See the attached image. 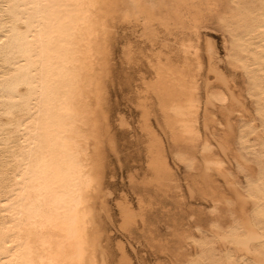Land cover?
Segmentation results:
<instances>
[{"label":"bare ground","instance_id":"1","mask_svg":"<svg viewBox=\"0 0 264 264\" xmlns=\"http://www.w3.org/2000/svg\"><path fill=\"white\" fill-rule=\"evenodd\" d=\"M232 1L238 11L233 15L236 19L232 16L235 21L228 23L231 50L246 70L249 91L264 125V0ZM188 3L189 0H0V264H108L110 234L104 218L110 219L107 196L111 192L103 183L101 143L103 136L109 140L111 135L105 110L99 107L105 93L97 85L96 102L88 97L93 92L97 56L109 54L117 19L138 27L137 36L149 42L151 48L160 44L151 52L155 59L149 64L157 76L149 85L163 112L158 125L165 136L173 142L186 136L198 139L200 123L209 132L205 131L209 136L200 149L204 194L224 198L216 180L210 179L214 174L228 178L236 193L242 215L229 235L212 229L221 236L218 235L223 248L226 246L225 264H235L232 252L239 254L241 264H264V156L255 157L258 168L250 182L252 190L243 194L229 179L223 164L231 155L237 158L228 136L234 107L227 104L235 102L241 109L244 105L225 84L226 77L217 68L220 59L210 42L206 45L208 70L226 90L205 81L200 94L194 73L201 64L197 38L195 42L188 37L186 31L193 27L185 24L180 12L171 10L173 6L181 10ZM217 111L226 120L222 138L210 129L213 123L218 124ZM209 137L225 159L215 153ZM260 141L264 144V139ZM151 143L149 163L156 169L157 182L176 179L161 150V140L155 137ZM172 158L176 165L195 168L196 159L187 150H174ZM188 192L194 193V187H189ZM136 196L137 208L125 194L120 193L116 202L120 228L125 231L138 220L142 226L147 224L143 213L147 204L142 195ZM247 203L251 205V216L245 213ZM228 238L232 243H225ZM121 251L118 264H130L123 247Z\"/></svg>","mask_w":264,"mask_h":264},{"label":"rangeland","instance_id":"2","mask_svg":"<svg viewBox=\"0 0 264 264\" xmlns=\"http://www.w3.org/2000/svg\"><path fill=\"white\" fill-rule=\"evenodd\" d=\"M255 3L258 4V1ZM171 10L180 12L185 24L193 27L186 31L188 37H191L195 42L197 38L201 64L196 71L194 70V73L196 72L200 94L202 91L201 85L205 81L212 83L215 87L222 85L225 88L222 83H219L213 72L208 70L210 68L208 67L209 60L206 45L210 42L215 48L217 58L220 59L217 60V68L218 71L222 72L224 78L226 77L225 84L229 89H232L234 94L237 95V99L244 105V109H241L235 102L234 104L229 101L227 104L228 107H234L229 119L233 131L230 130L231 135L228 136H231L229 137L230 146L233 152L236 153L237 158L229 154L231 158L225 159L220 147L218 148L211 137H209V140L211 139L215 153L218 152V157L226 160H224L225 165L223 164V166L225 170L227 169L226 172L230 173V177L232 176L229 179L236 182L243 194L250 193L253 185L250 182L258 168V159L255 160V157L258 155L262 159V155L264 156V153L261 154L264 152V144L260 141L264 139V125L261 124L260 115L256 110L255 98L249 91V81H247L249 79L246 70L239 61H236L231 50L230 26L228 23L230 20L235 21L233 15L238 10L234 9L232 0H189V3L181 10L177 6H173ZM170 16L174 17L175 15L171 13ZM126 23L116 20V24H114L115 33L110 45V55L103 57L99 54L97 56L96 64H98L92 82L93 92L88 97V100L92 103L96 102L97 85L105 93L102 100H100L99 107L105 110L110 130L109 135H111L109 136L110 141L103 136L101 143L104 160L103 173H105L103 183L111 192L107 196L111 214L110 219L102 216L105 227L110 234V240L106 247L109 254H107L108 264L119 263L121 258L119 252H122V247L128 254L130 264H225L226 253L224 248L226 246L223 248L224 244L219 236L229 235L232 226L242 215L238 202H236L238 201L236 193L232 188V184L227 180L228 178L224 180L225 177H220L222 175L214 174V176L211 175L210 179L216 180V184L219 186L216 185L217 190L222 195L224 194V198L217 199L215 197L213 199L204 194L206 190L204 183L206 181L202 182L200 176L201 172L204 171L200 160V149L202 143L206 141V138L208 139L209 134L207 133L209 132L203 129V126L201 128V123L197 126L200 130V138L198 139L194 138L192 140L189 136H186L187 138L180 137V139L173 142L163 133L158 125V121L162 123L163 112L158 108V100L153 92L151 93V85H149L156 80L157 76L156 69L149 64V60L152 59L153 61L155 59L154 56L152 57L151 52H153V48L159 47L160 44L157 43L158 46L156 44L151 48L149 42L137 36L139 28L135 27L133 23ZM102 91L99 90V92ZM143 106L147 108L144 109ZM141 109L145 111L143 112ZM211 109L215 111L213 108ZM145 114L148 116H145ZM215 114L218 124L213 123L210 129L216 137L222 138L226 133V120L219 111ZM97 118L101 119L99 115ZM144 129L148 130L149 133ZM155 137L161 140V150L165 154L170 169L174 171L176 178L171 179V181L161 179V184L158 183V179H155L156 169H153L149 163V160H151L149 149L151 148V141ZM112 142L113 147L112 144L110 145ZM253 143H256L255 146ZM250 144H253V149L247 147L248 145L251 146ZM261 147L262 149L259 151ZM254 149H257L258 153ZM174 150H187L196 159L194 160L195 168L187 169L184 164H174L172 158ZM150 179L151 182L153 180L156 183L152 182L151 184ZM172 181H175L174 184ZM188 186L194 187L195 192L192 194L188 192ZM228 186L231 188L229 189ZM120 193L125 194L133 208H137L136 195H142L147 204L146 208H150L143 210V213L145 211L144 215L147 223L145 226H142L143 223L138 220L129 231L120 228L121 218L116 203L120 199ZM245 208L247 210L245 211L246 215L251 216V205L247 203ZM212 229H217L218 233L221 234H218L219 236L214 234L215 232ZM224 240L225 243L231 242L229 238ZM118 241L122 244L117 243ZM117 244L121 245V249L117 247ZM237 255L239 254L232 252L235 264H241L242 260Z\"/></svg>","mask_w":264,"mask_h":264}]
</instances>
